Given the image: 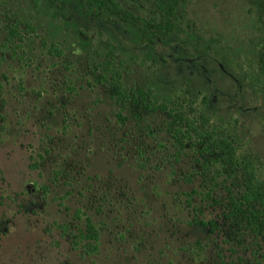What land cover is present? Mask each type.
Here are the masks:
<instances>
[{"label": "rangeland", "instance_id": "rangeland-1", "mask_svg": "<svg viewBox=\"0 0 264 264\" xmlns=\"http://www.w3.org/2000/svg\"><path fill=\"white\" fill-rule=\"evenodd\" d=\"M119 1L141 15L152 7ZM4 12L35 31L4 54L0 23V264H259L255 254L264 264L248 239L228 242L224 229L194 222L221 224L208 191L224 198L231 182L212 184L199 145L179 150L169 111L131 104L122 125L99 80L112 44L130 89L173 112L210 116L264 159L256 0H184L181 27L156 41L79 0H0ZM193 190L201 193L190 198ZM87 217L100 232L93 255L81 237Z\"/></svg>", "mask_w": 264, "mask_h": 264}, {"label": "trees", "instance_id": "trees-1", "mask_svg": "<svg viewBox=\"0 0 264 264\" xmlns=\"http://www.w3.org/2000/svg\"><path fill=\"white\" fill-rule=\"evenodd\" d=\"M79 1L91 5L108 20L127 25L132 33L142 40H165L182 25L181 8L184 6V0H152V7L146 15L132 11L119 0ZM256 2L257 14L264 31V0ZM0 15H3L0 23L4 25L5 40L2 51L5 54L10 49L14 50L27 34L35 31V27L30 21L22 20L20 16L8 12ZM45 45L53 54L63 53L56 44ZM99 80L107 83L113 91L114 98L120 106L118 118L122 125H125L127 120L122 112L131 104L145 110L169 111L173 117L169 122V129L179 150H183L189 141L199 145L204 172L211 170L214 173L212 184L221 177L225 178L224 183L231 182L227 187L228 194L224 198H215L211 187L208 191L213 202L222 206L221 224L215 219L205 221L195 218L194 222L209 227L211 231L224 229L228 242L240 243L248 239L250 244L256 247V252L264 257V159L255 151L251 141L241 142L239 136L230 134L217 123H212L210 116L204 113L189 116L180 109L173 112L168 105L152 101L150 92L144 90L135 92L130 89L123 82L122 72L117 64L116 47L112 44L108 45L100 63ZM197 193L201 192L193 190L187 195L192 198L193 194ZM81 237L87 241L85 245L87 254L93 255L99 251V228L90 217L85 220V230ZM255 256L258 263L263 264L262 259L256 254Z\"/></svg>", "mask_w": 264, "mask_h": 264}]
</instances>
